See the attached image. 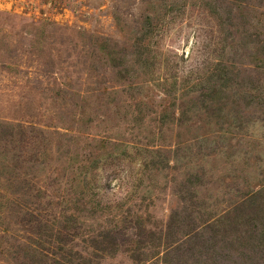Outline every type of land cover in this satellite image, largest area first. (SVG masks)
<instances>
[{"label": "rangeland", "instance_id": "rangeland-1", "mask_svg": "<svg viewBox=\"0 0 264 264\" xmlns=\"http://www.w3.org/2000/svg\"><path fill=\"white\" fill-rule=\"evenodd\" d=\"M0 264H264V0H0Z\"/></svg>", "mask_w": 264, "mask_h": 264}]
</instances>
